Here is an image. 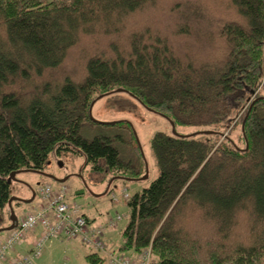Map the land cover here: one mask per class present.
Wrapping results in <instances>:
<instances>
[{
  "label": "trees",
  "instance_id": "1",
  "mask_svg": "<svg viewBox=\"0 0 264 264\" xmlns=\"http://www.w3.org/2000/svg\"><path fill=\"white\" fill-rule=\"evenodd\" d=\"M263 82L264 0H0V215L11 174L53 152L145 172L134 129L91 116L123 90L208 138L154 135L160 174L129 200L122 249L151 248L150 264H264ZM237 126L244 151L227 143Z\"/></svg>",
  "mask_w": 264,
  "mask_h": 264
},
{
  "label": "rangeland",
  "instance_id": "2",
  "mask_svg": "<svg viewBox=\"0 0 264 264\" xmlns=\"http://www.w3.org/2000/svg\"><path fill=\"white\" fill-rule=\"evenodd\" d=\"M44 1L48 3L53 0ZM260 94L264 96V82ZM91 115L100 123H119V126H130L134 129L137 143L142 148L145 172L137 180H133L113 170H96L94 165L87 161L85 154L74 151L53 152L43 170L23 169L16 173L11 182V200L0 215V229L8 226L12 217H17L19 222L34 206L43 205L38 196V190L42 186L51 184L58 188L64 185L68 189L67 201L80 205L93 223L107 227L110 221L118 216L123 217L115 228L105 229L103 241L107 252H115L134 260L131 251L122 250L123 233L130 222L131 213L130 199L123 198L122 192L126 191L132 198L148 189L159 177L158 166L151 150L152 138L156 133L164 132L205 140L208 138L207 132L194 126L175 123L172 118L148 109L131 93L121 90H114L97 98L91 106ZM88 132L93 135L94 128H88ZM227 143L240 151L248 148L247 138L241 126L230 131ZM103 164L104 161L101 162V165ZM113 195L118 196V202L114 201ZM8 233L9 231L0 232V244ZM57 242L59 241L48 242L42 257L36 263L92 264L89 257L97 253L105 259L101 264H109L105 253L83 244L78 239H74L71 245H63L61 242L60 245L50 248L51 243Z\"/></svg>",
  "mask_w": 264,
  "mask_h": 264
},
{
  "label": "built area",
  "instance_id": "3",
  "mask_svg": "<svg viewBox=\"0 0 264 264\" xmlns=\"http://www.w3.org/2000/svg\"><path fill=\"white\" fill-rule=\"evenodd\" d=\"M122 193L123 198L130 199V195L126 191ZM67 194L68 189L64 185L55 188L51 184H45L38 190V196L43 205L19 221L15 229L0 244V264H35L42 256L46 244L59 238L80 239L83 244L105 253L109 264L151 263V248L141 253L137 260L118 253L107 252L103 241L105 229L115 228L118 222L123 220V217L118 216L115 220L110 221L107 227L91 228L83 214L82 207L76 203H69ZM113 199L116 202L119 201L117 195H113ZM38 229H41L42 233L34 242L32 249L20 258L8 260V255L22 243L26 235Z\"/></svg>",
  "mask_w": 264,
  "mask_h": 264
},
{
  "label": "crops",
  "instance_id": "4",
  "mask_svg": "<svg viewBox=\"0 0 264 264\" xmlns=\"http://www.w3.org/2000/svg\"><path fill=\"white\" fill-rule=\"evenodd\" d=\"M40 207V205H38V206H34V208L32 209V211L33 210H35L36 208H39ZM83 210V209H82ZM83 214L87 217V219H88V221H89V226L91 227V228H95V227H98L99 226V224L96 222V223H93V220L91 219V218H89L87 215H86V213L83 211ZM5 227H7V226H5ZM41 233H42V230L41 229H38V230H36L35 231V233H33V234H31V233H28L27 234V237L22 241V243L20 244V245H18V247H16L9 255H8V260H12V259H14V258H20V257H22L23 255H26L31 249H32V247H33V244H34V242L41 236ZM10 235V233H8L7 234V237ZM6 237V238H7ZM5 238V239H6ZM4 239V240H5ZM3 240V241H4ZM53 240H57V241H59V242H57L56 244L55 243H51V245H50V248H52V246L53 245H60V243L62 242L63 243V245L64 244H72L73 243V240H65L64 238H59V239H53ZM78 240H80V239H78ZM2 241V242H3ZM52 241V240H51ZM50 242V241H49ZM65 242H67V243H65ZM80 242H81V240H80ZM124 246V245H123ZM92 248V247H91ZM123 250V249H122ZM132 252V251H131ZM43 253H44V251H43ZM133 253V252H132ZM43 255V254H42ZM93 255H97V258H95L94 260H92L91 262H92V264H101V263H103L104 261H105V259L103 258V257H100V255H98L97 253H95V254H92V255H90V256H93ZM132 255V257L134 258V259H138L139 257H136V255L137 254H135V253H133V254H131ZM107 256V255H106ZM42 257V256H41ZM40 257V258H41ZM40 258L38 259V260H40ZM90 259V258H89ZM93 261L95 262V263H93ZM37 262V261H36ZM35 264H39V263H35Z\"/></svg>",
  "mask_w": 264,
  "mask_h": 264
},
{
  "label": "water",
  "instance_id": "5",
  "mask_svg": "<svg viewBox=\"0 0 264 264\" xmlns=\"http://www.w3.org/2000/svg\"><path fill=\"white\" fill-rule=\"evenodd\" d=\"M123 91V90H121ZM92 116V115H91ZM16 175V173H12L11 174V177L9 179V183L11 184L12 182V179L14 178V176ZM12 221V225L10 227H7V228H3V229H0V232H4V231H12L15 227H16V222H17V217H12L11 219Z\"/></svg>",
  "mask_w": 264,
  "mask_h": 264
}]
</instances>
